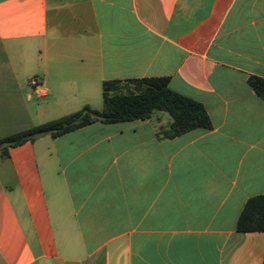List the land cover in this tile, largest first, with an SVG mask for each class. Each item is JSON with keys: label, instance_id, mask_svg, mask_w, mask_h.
I'll return each instance as SVG.
<instances>
[{"label": "crops", "instance_id": "1", "mask_svg": "<svg viewBox=\"0 0 264 264\" xmlns=\"http://www.w3.org/2000/svg\"><path fill=\"white\" fill-rule=\"evenodd\" d=\"M264 0H0V139L169 77L210 129L94 122L0 147V264H263ZM36 78V83L31 79ZM169 117L161 116L168 125Z\"/></svg>", "mask_w": 264, "mask_h": 264}, {"label": "trees", "instance_id": "2", "mask_svg": "<svg viewBox=\"0 0 264 264\" xmlns=\"http://www.w3.org/2000/svg\"><path fill=\"white\" fill-rule=\"evenodd\" d=\"M249 85L264 100V78L251 75ZM103 106L89 105L68 115L37 124L31 128L0 139V147H9L50 134L59 136L94 122L115 123L136 119H150L156 126L159 139H170L191 129H210L212 123L204 105L179 94L169 87V77H143L103 82ZM169 117L168 125L161 124V116ZM237 228L264 231V194L247 200L239 215ZM264 264V262H263Z\"/></svg>", "mask_w": 264, "mask_h": 264}, {"label": "built area", "instance_id": "3", "mask_svg": "<svg viewBox=\"0 0 264 264\" xmlns=\"http://www.w3.org/2000/svg\"><path fill=\"white\" fill-rule=\"evenodd\" d=\"M32 83H36V78L31 79Z\"/></svg>", "mask_w": 264, "mask_h": 264}]
</instances>
